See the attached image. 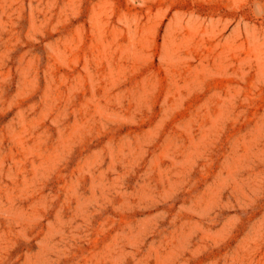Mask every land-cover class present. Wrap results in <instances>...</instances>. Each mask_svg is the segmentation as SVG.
<instances>
[{
  "label": "rangeland",
  "instance_id": "obj_1",
  "mask_svg": "<svg viewBox=\"0 0 264 264\" xmlns=\"http://www.w3.org/2000/svg\"><path fill=\"white\" fill-rule=\"evenodd\" d=\"M0 264H264V0H0Z\"/></svg>",
  "mask_w": 264,
  "mask_h": 264
}]
</instances>
